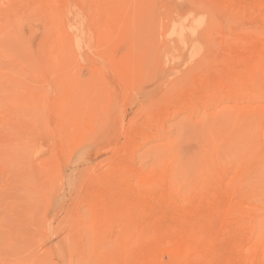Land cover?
<instances>
[{
	"label": "rangeland",
	"instance_id": "obj_1",
	"mask_svg": "<svg viewBox=\"0 0 264 264\" xmlns=\"http://www.w3.org/2000/svg\"><path fill=\"white\" fill-rule=\"evenodd\" d=\"M0 264H264V0H0Z\"/></svg>",
	"mask_w": 264,
	"mask_h": 264
},
{
	"label": "bare ground",
	"instance_id": "obj_2",
	"mask_svg": "<svg viewBox=\"0 0 264 264\" xmlns=\"http://www.w3.org/2000/svg\"><path fill=\"white\" fill-rule=\"evenodd\" d=\"M57 4H58V3H57ZM60 6H61V5H60ZM67 11H68V10H67ZM68 12H69V11H68ZM252 12H253V10H252ZM66 18H67V17H66ZM73 18H74V17H73ZM75 18H76V17H75ZM75 18H74V20H75ZM66 20H68V19H66ZM78 20H79V19H78ZM74 22H76L75 24L78 25V24H77V23H78L77 20L74 21ZM69 24H70V23H69ZM69 24H68V25H69ZM73 25H74V24H73ZM69 26H70V25H69ZM74 26H75V25H74ZM57 27H58V26H57ZM78 28H79V27H78ZM73 36H74V35H73ZM76 41H77V39H76ZM75 43H76V42H75ZM40 145H41V144H40ZM175 248H176V247H175Z\"/></svg>",
	"mask_w": 264,
	"mask_h": 264
}]
</instances>
